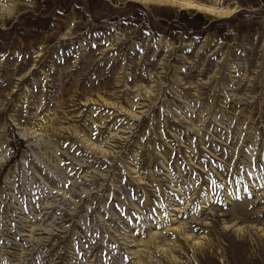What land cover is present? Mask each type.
<instances>
[{
    "label": "rangeland",
    "instance_id": "rangeland-1",
    "mask_svg": "<svg viewBox=\"0 0 264 264\" xmlns=\"http://www.w3.org/2000/svg\"><path fill=\"white\" fill-rule=\"evenodd\" d=\"M0 264H264V0H0Z\"/></svg>",
    "mask_w": 264,
    "mask_h": 264
},
{
    "label": "bare ground",
    "instance_id": "bare-ground-1",
    "mask_svg": "<svg viewBox=\"0 0 264 264\" xmlns=\"http://www.w3.org/2000/svg\"><path fill=\"white\" fill-rule=\"evenodd\" d=\"M189 4V3H188Z\"/></svg>",
    "mask_w": 264,
    "mask_h": 264
}]
</instances>
